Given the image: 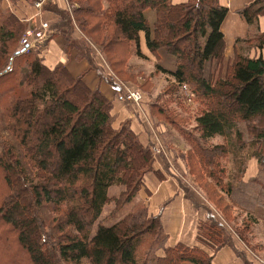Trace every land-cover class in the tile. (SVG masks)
<instances>
[{
  "label": "trees",
  "instance_id": "16d2710c",
  "mask_svg": "<svg viewBox=\"0 0 264 264\" xmlns=\"http://www.w3.org/2000/svg\"><path fill=\"white\" fill-rule=\"evenodd\" d=\"M26 1L33 4L36 0ZM71 1L88 7V15L72 11L86 39L72 37L67 12L55 9L48 0L43 8L58 19L49 24L47 41L28 53L15 49L25 25L0 5V59L8 57V66L0 74V119L14 140L0 151V264H80L83 260L88 264H212L215 252L228 242L223 236L226 228L214 215L198 223L196 246L192 247L182 243L165 246L167 234L160 218L150 214L143 202L133 205L131 212L114 224H102L141 190L150 195L144 183L147 174L163 179L154 168V145L142 144L128 124L114 128L111 102L99 90L87 87L82 77H72L65 67L50 70L43 66L38 51L59 34L66 40L68 52L75 49L89 69L96 70L95 54L88 44L93 41L118 80L127 84L124 75L143 79L135 84L142 94L145 87H152L148 79L124 69L130 44L135 43L140 55L142 33L150 52L164 49L174 56V72L159 66L156 70L174 79L165 94L186 84L204 106L195 119L194 132L199 136L176 128L177 122L163 103L150 104L149 113L174 125L190 145L186 154H178L188 173L194 175L196 166L197 177L209 180L207 186L226 195L230 206L225 209L248 213L243 233L258 221L251 222L247 203L240 204L247 199L240 190L258 185L264 201V59L235 52L223 75L204 76L207 64L215 62L221 72L223 69L225 43L220 28L227 9L219 0H189L177 5L171 0ZM103 1L108 3L105 11ZM260 4L255 2L241 11L247 23L264 14ZM147 9L156 15L152 34L143 15ZM93 34L105 36L106 47L100 46ZM256 41L262 45L264 35ZM97 77L121 93L122 87L112 75ZM216 136L225 144H205ZM246 148L247 154L241 155ZM228 154L233 155L236 173L225 183L226 169L219 160ZM251 158L257 161L258 173L243 182L246 161ZM113 186L122 188L115 197L108 195ZM107 205L114 207L106 219L99 220ZM260 206L264 211V202ZM228 211L219 212L229 215ZM260 218L264 220V215ZM51 237L54 243L49 249L45 238ZM240 240L247 241L242 234ZM160 249L162 256L157 255ZM242 257L246 258L245 254ZM245 261L252 264L247 258Z\"/></svg>",
  "mask_w": 264,
  "mask_h": 264
},
{
  "label": "crops",
  "instance_id": "0c3cea01",
  "mask_svg": "<svg viewBox=\"0 0 264 264\" xmlns=\"http://www.w3.org/2000/svg\"><path fill=\"white\" fill-rule=\"evenodd\" d=\"M49 1V5L54 6V8L57 10H70L69 12H72L75 9V7L70 8V5L66 3V0ZM187 1L189 0H171V4H183ZM259 1L262 3V5L260 4V6H263L264 0H219V3L227 9L226 16L220 28L225 43L224 58L226 59V61L228 59H231L234 56L235 52H237L241 56L248 58H256L261 56L264 59V43L262 45H259V43L256 41L257 36L264 35V14L258 15L256 20L252 24L247 23L245 18L241 15V11L243 9ZM23 2H25V0H23ZM11 3L15 4L14 10L16 13H13L15 14L14 16L20 20L28 19L26 23L30 26V28L37 27L40 24V21H46L49 22L50 25H52L56 23L58 19V16L54 12L47 9L45 10L43 7L41 10H38L34 6L30 5L17 6V0H0L2 9H6L9 4L11 5ZM102 8L104 9V11L107 10L108 3L106 1L102 2ZM143 15L152 34L154 23L156 20L155 12L151 9H147L143 12ZM72 37L74 39L81 38L80 35L78 36V34L74 33ZM245 40H250V42H246ZM66 48L67 42L62 35L57 34L53 36L48 41L46 46L38 51V56L41 60L42 65L50 70H53L57 66H63L67 69L69 68V65L72 66L73 63L74 65L78 64L80 66H83L81 67L82 72L78 73L77 76H74L70 73L72 77H82L83 80L84 76L91 73L94 74L97 79L95 89L99 90L98 87L107 85L104 81H101L100 78L97 77L98 74H100L102 77H111L108 67L101 58L95 59L94 61L96 70H90L88 62L85 59H80L78 57L79 54L75 49H72L68 52ZM139 51L140 55H137L136 45L134 42H132L130 44L128 52L129 59L127 61V64L130 65L128 70H130L131 73L138 74L139 71H141L146 74L148 82L153 88H155V91H157V93H161L163 89L175 83L174 79L169 74L158 72L156 70V67L159 66L161 69L167 72H174L176 70L174 56L166 53L163 49L156 50L154 54L150 52L146 46L144 34L142 33L139 34ZM225 68L226 66L223 67V72H225ZM147 74H151L152 78L151 75ZM138 80L141 83L143 79L138 78ZM127 84L133 85L130 82H127ZM107 86L113 91L110 99H108L112 104L111 114L113 116L120 115L118 117L122 120L128 119L130 122V129L139 137L141 143L144 145H148L149 143H151L152 145H154V148H157V142L155 141L153 136L150 135L145 129L140 114V112L143 113L144 117L150 120L149 115H151V113H149L148 108L149 98L146 96L147 101H144L145 103H143L141 107H130V109H128L125 102L123 101V97L122 100L119 97L121 93L123 94V91L121 90V93H119L117 92V90L115 91L114 89H112L109 85ZM121 87L123 89L124 86L121 85ZM174 94H177V96L181 98L185 104H188V102L185 101L182 90H180L179 88L178 90L176 89L175 93H168L166 94V96L168 98H174ZM193 100L194 104H196L195 98ZM169 101H171V99ZM191 107L193 109H191L189 112H187L186 108L183 107H179L178 111L182 116L190 117L192 113H194L193 110H195V105ZM214 138L223 139L222 137L216 136L209 140H213ZM186 149L187 147L184 148V150ZM161 162V157H156V159H154V168L156 169L157 167L156 170L161 171L163 179L159 180L155 175L147 174L144 177V183L146 189L150 192V195H147L143 190H141L137 195L138 201L136 204L143 202L144 205H146V207L148 208L150 214L159 216L162 227L167 234L165 246L174 247L178 243H182L189 247L196 246L197 225L199 222L208 217V211L203 208L204 205L202 203L193 201L190 195H186L185 189L183 187H179V184L176 180L173 179V177L165 176L168 174L164 171V169H161L163 167ZM248 162L249 168L247 166ZM225 169L227 175L226 180H228L229 175L226 165ZM257 173V161L251 158L246 161L245 173L241 178V181L247 182L250 178L255 177ZM261 215H264L263 210H261L260 212V216ZM259 237L260 236L256 237L257 242H259ZM230 239L227 243L231 244L232 249L229 247V244L226 243L225 246L215 252L212 259V264H246L245 260L247 258V255H245L246 258L242 257V253L244 251L240 242L232 237H230ZM157 255L162 256L163 251L161 249L158 250ZM181 264L191 263L184 262Z\"/></svg>",
  "mask_w": 264,
  "mask_h": 264
},
{
  "label": "rangeland",
  "instance_id": "374dc122",
  "mask_svg": "<svg viewBox=\"0 0 264 264\" xmlns=\"http://www.w3.org/2000/svg\"><path fill=\"white\" fill-rule=\"evenodd\" d=\"M83 1H85V0H83ZM87 1H95V0H87ZM77 2H79V1H77ZM77 2H73L71 0H66V3L70 5L69 6L70 8L75 7V11H76L75 15H78V14L88 15V7L84 4V2L83 3H77ZM29 5L34 6V3L29 4L26 0H25V2H23V0H17V6H29ZM14 6H15V4L11 3V5L9 4L6 8L8 10V12L11 13V15H15V14H13L15 12ZM69 11L70 10H66L69 21H70L69 22L70 26L73 29V33L78 34V36L80 35L82 37L81 39H86V37L83 35V33H81L79 30L80 29L79 24H78L79 20L74 18L75 17L73 14L74 12H69ZM191 12L192 13L195 12L194 7H192ZM27 20L28 19H21L20 20L25 25V30H24V33L21 34L20 40L22 39V37L24 36V34L28 30H34L36 28V27L30 28V26L26 23ZM81 20L82 19H80V21ZM90 22H91V20H90ZM46 23L49 26V22H46ZM95 23L96 22L94 21V22H92L91 25L95 26ZM93 36L95 37V34H93ZM97 38L99 40L100 46H104L107 43L106 42L107 38L105 36L104 37L103 36L102 37H95V39H97ZM20 40H19L17 46L15 47L16 51H18V52L21 48ZM76 41H78V40L76 39ZM88 44L95 54L94 59L101 58L104 61L103 56H101L102 55L101 52H99V50H98L99 46L95 45V42L93 43V41H91V42L88 41ZM104 47H106V46H104ZM34 49H35V47H34ZM34 49L32 48L30 51H33ZM0 52H1V47H0ZM38 58H39V56H38ZM6 59H3V58L0 59V74L2 73L4 68L5 67L7 68V66H8ZM128 59H129V57H128ZM117 60H119V59H117ZM230 61H231V59H228L226 61V59L224 58L223 63H222V68L224 66L227 67V65L230 63ZM6 64H7V66H6ZM129 66L130 65H128L126 62L124 69L127 71ZM81 67H83V66H80L78 64L74 65V63H73L72 66L69 65V68H67V70L72 75L77 76L78 73L82 72ZM135 71H137V70H135ZM109 72L112 75V77L114 78V81L117 82L118 84H121L128 89H133V90H137V91L141 90L135 86V84H137V82H138L137 81L138 78L135 79V78H131L129 76L124 75L122 77V80H124L126 82H131V83L133 82L132 84H134V85L130 86L129 84L122 83L123 81L121 82L120 80H118L117 79L118 77L115 76L110 69H109ZM219 72H220V74L222 73V75L224 74L223 69L221 72L220 68L217 66V64H215V62L205 65L204 76L206 78H207L208 74H210V73H213L214 76L216 77L219 74ZM138 74H140L141 76L146 78V74H144L143 72L139 71ZM147 75H151V74H147ZM120 78L121 77H119V79ZM151 78H152V75H151ZM83 82L90 89L96 88L97 79H96V76L94 74L90 73V74L84 76ZM98 89H99L100 93H102L104 96H106L107 99H110V96H111L113 91L110 88H108L107 85H102L101 87H98ZM179 89L182 90V94H183V96H185V92H184V89H182V86H179ZM187 90H188L189 95L191 96V102L188 103L189 105L185 104L183 102V100L177 96V94H174V98L173 97L168 98L166 96V94L164 93V91H166V88L163 89L161 91V93H157V91H155V88H153V87H145L144 92L142 90L143 94L141 93V91H139V92L142 94L143 103H145L144 101H147L146 96L149 98V104H148L149 108H150V104H152V103H157V102H159L161 104L163 103L164 108L167 109L169 112H171L173 119L177 122L176 128L182 130L183 133L184 132H187L189 134L192 133L195 137H198L199 136L198 133L194 132L195 131L194 128L196 126L195 119L197 118V116H199L201 114V111H203L204 106L201 103H199V101L196 99V97L191 92V89L188 85H187ZM122 91H123V94L122 95L120 94L119 97L121 100L123 97V101L125 102L126 107H128V109H130V107H133V106H131L125 100L124 89H122ZM194 98L196 100V104H194V102H193ZM170 99H171V101H169ZM194 105H195V110H193L194 113H192V115L190 117L182 116L180 114V112L178 111L179 107L180 108L183 107V108H186L187 112H189L191 109H193L191 106H194ZM149 112H150V109H149ZM0 113H2L1 109H0ZM140 114H141L142 123L145 126V129L148 131V133L150 135L153 136V138L157 142V148H155L156 151L154 150L153 157H154V159H156V157H161V161H162L161 164L163 165V167L161 169H164V171L168 174L165 176L173 177V179L176 180L177 183L179 184V187H183L185 189L186 195H190V197L193 199V201H197L198 203H202L204 205L203 208L206 211H208L207 215L208 216L214 215L215 219L217 221H219L226 228V231L223 234L224 240L228 241L230 239V237L238 240L242 246L243 251H244L243 254L245 253V255H247V259H249L252 264H264V250H262V249H264V228H263L264 221H262L263 219L260 218V212L262 210L260 205L264 201H261L260 196H259L262 194L261 188L258 185H253V186L252 185H245V186H243L244 188H242L240 190L245 195V198H247V199L241 200L240 204L245 205L247 203V205H245V206L249 207V210H250L249 215L252 216L250 218V221L253 222V219H257V221H258L257 225L250 226V230L248 233H243V229H244L243 224H245L247 222V220L249 219V216L247 215L248 213L242 212L240 210L237 211L236 209H233L232 207L229 211H228V209H225V207L227 205L230 206V203L227 202L226 195H223V194L221 195V193L219 192L220 190L215 189L213 186H210V187L207 186L208 185L207 182H210L209 180L206 179L205 181H203L199 177H197L196 172H195L196 166H194V173H193L194 175L188 173V170L185 167V164L181 161L178 154L179 153L186 154V152L190 149V145L185 141V139H183V137L180 136V134L176 130L175 126L172 124L168 125V123L166 124L165 122L157 119L155 116L153 118L152 115H149L150 116L149 117L150 120H149V119L144 117L143 113L140 112ZM118 116H120V115H115V116L112 115V117H113L112 125L114 127H118V126L120 127L121 125H124V124H126L125 126L129 125L128 119L122 120V119H119ZM1 119L3 121V118H1ZM1 119H0V151H2V150L4 151L6 143L9 145V142L11 143L14 140H13L12 136L4 129ZM194 123H195V125H194ZM205 144L207 146H216V145L225 144V141L223 139L214 138L213 140H209ZM185 147H187L186 150H184ZM247 151H248L247 148L243 149V151H241V153H242L241 155H243V154L246 155ZM236 156H237L236 158H238V155H236ZM219 162H220V164H222L224 166V168L226 165L229 177H231V175H235L236 170L235 171L233 170V164H232L233 163V155L232 154H228L224 158H221L219 160ZM194 165H196V164H194ZM247 166L249 168V162L247 163ZM247 166H246V169H247ZM156 169H157V167H156ZM231 173H234V174H231ZM262 174L264 176V171L262 172ZM262 180L264 181V178ZM226 182H228V180H225V183ZM231 183L234 184V177L233 176H232ZM0 187H1V184H0ZM121 190H122V188L118 187V186L110 187L108 189V195L115 197L116 195H118L121 192ZM252 198L254 199V201L252 200ZM236 199L238 200V197H236ZM137 201H138V196H136L133 199V201H131L130 203L126 204L123 208H121L120 211L116 214V216L114 218L102 220L103 218L106 219L109 212L114 207V205H107L103 208V211H102V214H101V217L99 218V220H102L103 225L110 226V225L114 224L116 221L123 218L129 212H131L133 205H135L137 203ZM220 210L228 211L229 215L226 214L227 212H224V214L219 212ZM95 229H96V225L92 229V232H91L92 235L95 233ZM240 234H242L244 239L247 240L246 243L244 241L240 240ZM257 236H260L258 238L259 242H257V238H256ZM45 241H46V245L48 246L49 249L53 248V243H54L53 237L45 238ZM227 244H229V243H227ZM229 247L232 249L231 244H229ZM62 264H70V263L63 262ZM80 264H88V262L86 260H83Z\"/></svg>",
  "mask_w": 264,
  "mask_h": 264
},
{
  "label": "built area",
  "instance_id": "2783aa9c",
  "mask_svg": "<svg viewBox=\"0 0 264 264\" xmlns=\"http://www.w3.org/2000/svg\"><path fill=\"white\" fill-rule=\"evenodd\" d=\"M47 0H36L34 2V7L38 10H41L42 7L45 5ZM49 38V26L46 22L40 21V24L34 30H28L22 39L20 40L21 48L19 52L28 53L32 48L36 45L47 41ZM182 89L185 92V101L191 102V96L188 93L187 85L182 84ZM125 100L133 107H141L143 104L142 94L133 89H128L123 87Z\"/></svg>",
  "mask_w": 264,
  "mask_h": 264
}]
</instances>
